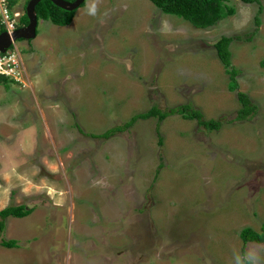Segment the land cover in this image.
Instances as JSON below:
<instances>
[{"label":"rangeland","instance_id":"obj_1","mask_svg":"<svg viewBox=\"0 0 264 264\" xmlns=\"http://www.w3.org/2000/svg\"><path fill=\"white\" fill-rule=\"evenodd\" d=\"M16 1L20 16L30 0ZM85 1L18 40L20 75L0 84V211L32 209L6 219L0 242L17 246L0 264H264V243L241 237L264 224V0H231L209 29L150 0ZM239 92L256 106L245 120ZM189 103L220 128L175 114L91 137Z\"/></svg>","mask_w":264,"mask_h":264},{"label":"trees","instance_id":"obj_2","mask_svg":"<svg viewBox=\"0 0 264 264\" xmlns=\"http://www.w3.org/2000/svg\"><path fill=\"white\" fill-rule=\"evenodd\" d=\"M74 2L75 0H66ZM152 1L163 13L167 15L176 16L187 22L197 29H209L218 25L224 19L233 16L236 10L227 5L231 0H150ZM246 4L259 3V0H241ZM86 2V1H85ZM85 2L81 5L83 6ZM16 0L10 1V9L13 11V7L16 5ZM25 12L20 18L15 20L16 28H21L29 23L28 16ZM262 8H259V13ZM36 13L39 20L50 21L57 26H68L71 24L75 17V11H66L49 0L41 1L36 7ZM14 19V17L12 16ZM256 25H260L259 16L256 17ZM5 28H0V33L4 32ZM38 33V32H37ZM251 37H247L246 40L250 41ZM234 39L231 37L223 36L215 44L214 48L218 55V58L224 65L226 72L230 75L231 91H236L238 88L236 70L232 63L231 45ZM13 48V47H12ZM10 48V49H12ZM15 83L13 79L0 75V84L8 87L10 83ZM239 101L241 102L242 108L238 111L237 120H245L247 117L256 113V106L252 104L248 95L243 92L237 94ZM179 114L188 120H197L201 125L207 127L210 130L219 129L220 124L215 121H205L204 114L194 108L192 103L183 104L177 108L169 109L168 111L161 110L158 106H153L149 111L135 115L131 121L127 122L124 126H119L114 129L108 130L101 135H91L95 139H110L118 133H123L126 130H130L138 120H150L157 119L158 124L162 123L168 116ZM32 213V209H26L24 206H10L0 211V234L6 229V219L10 217L25 218ZM241 237L245 243L256 242L258 244L264 243V224L261 232H256L253 229L246 228L242 230ZM0 246L6 248H14L17 246V242L13 240H3L0 242ZM243 264H253L250 260H245Z\"/></svg>","mask_w":264,"mask_h":264},{"label":"water","instance_id":"obj_3","mask_svg":"<svg viewBox=\"0 0 264 264\" xmlns=\"http://www.w3.org/2000/svg\"><path fill=\"white\" fill-rule=\"evenodd\" d=\"M44 0H30L26 6V14L29 19L28 25L17 28L12 33L2 32L0 34V53H6L18 40H34L37 37L38 17L37 5ZM57 7L66 11H75L81 7L85 0H49Z\"/></svg>","mask_w":264,"mask_h":264},{"label":"built area","instance_id":"obj_4","mask_svg":"<svg viewBox=\"0 0 264 264\" xmlns=\"http://www.w3.org/2000/svg\"><path fill=\"white\" fill-rule=\"evenodd\" d=\"M11 0H0V28L4 27L6 32L12 33L16 30L15 20L21 17L10 9ZM14 17V19L12 18ZM19 69L22 70L20 64V52L14 46L6 53H0V75L13 79L16 83L15 76L20 75ZM24 75V71H23Z\"/></svg>","mask_w":264,"mask_h":264},{"label":"flooded vegetation","instance_id":"obj_5","mask_svg":"<svg viewBox=\"0 0 264 264\" xmlns=\"http://www.w3.org/2000/svg\"><path fill=\"white\" fill-rule=\"evenodd\" d=\"M26 75V71H25V69H24V76Z\"/></svg>","mask_w":264,"mask_h":264},{"label":"clouds","instance_id":"obj_6","mask_svg":"<svg viewBox=\"0 0 264 264\" xmlns=\"http://www.w3.org/2000/svg\"><path fill=\"white\" fill-rule=\"evenodd\" d=\"M16 29H17V28H16ZM4 32H6V31H4ZM0 34H1V33H0ZM13 46H14V45H13ZM13 46H12V47H13ZM12 49H13V48H12Z\"/></svg>","mask_w":264,"mask_h":264}]
</instances>
